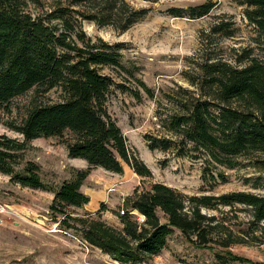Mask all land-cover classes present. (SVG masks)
<instances>
[{"label": "trees", "instance_id": "trees-1", "mask_svg": "<svg viewBox=\"0 0 264 264\" xmlns=\"http://www.w3.org/2000/svg\"><path fill=\"white\" fill-rule=\"evenodd\" d=\"M72 3L86 7L85 12H76L81 20L121 33L147 12L135 10L125 0ZM239 5L245 19L264 38V0H240ZM214 7L212 2H205L186 10L172 8L169 14L202 18ZM56 20L61 21L60 25L52 24ZM232 25L220 21L211 31L214 35L229 36ZM122 50L120 44L109 45L101 39L93 42L77 31L64 10L34 18L22 8V0H0V125L4 124L3 111L8 104L33 88H59L63 95L58 103L30 108L19 124L4 125L23 139L0 136V173L8 176L10 182L52 193L54 199L49 208L64 216L60 223H78L81 239L119 264H137L159 256L174 231L181 233L193 248L210 251L218 247L221 253H215L210 264H253L229 250L232 244L239 243L236 236L202 210L246 206L252 220L259 224L257 230L264 241V196L254 193L189 196L154 183L149 191L135 190L126 201L128 211L119 218L121 230L98 219L72 218L62 209L90 202L80 188L93 167L119 175L128 166L139 177L151 176L150 169L129 148L106 106L112 91L117 90L129 92L137 100L142 92L153 97L151 90L134 76L132 68L121 63ZM104 69L121 81L103 73ZM198 69L200 76L189 77L196 91L180 90L177 97L169 98L177 108L165 124L171 137L147 135V148L172 150L178 156L201 158L206 164L228 169L236 166V158L264 156V60L247 55L232 64L218 57L206 59L198 64ZM131 80L136 87L124 84ZM49 137L64 139L68 158L80 159L89 167L75 170V175L57 188L44 183L38 166L24 158L31 141ZM210 177L215 180L213 175ZM217 177L224 179L220 174ZM135 211L143 218L141 221L133 217Z\"/></svg>", "mask_w": 264, "mask_h": 264}, {"label": "rangeland", "instance_id": "rangeland-1", "mask_svg": "<svg viewBox=\"0 0 264 264\" xmlns=\"http://www.w3.org/2000/svg\"><path fill=\"white\" fill-rule=\"evenodd\" d=\"M125 1L135 10L147 9V12L121 33L81 20L76 12H85L86 7L73 4L72 0H22V8L34 18L64 10L76 30L93 42L101 39L109 45L120 44L123 48L121 63L132 68L134 76L153 93V97H149L141 91V99L137 100L129 92L112 91L106 104L129 148L150 169L151 176L139 177L128 166H124L119 175L93 167L80 188L90 202L82 207L65 206L62 209L72 218L98 219L121 230L119 218L128 211L126 201L135 190L149 191L154 183L165 184L189 196H220L237 191L264 196L263 155L236 158V166L228 169L206 164L201 158L178 156L172 150L151 151L145 141L147 135L171 137L165 124L171 114H176L177 108L169 98L177 97L180 90L196 91L189 77L200 76L198 64L218 57L235 64V59L247 55L264 60V38L242 15L240 0ZM205 2H212L215 7L202 18L169 14L172 8L186 10ZM220 21L233 23L229 36L212 33V26ZM52 22L53 25L61 23L60 20ZM103 73H110L115 81H121L108 69ZM124 84L129 88L136 87L134 80ZM62 100L59 88L49 91L33 88L15 97L3 111L0 136L22 140L20 134L4 125L19 124L34 106ZM63 140L56 137L36 139L24 153L25 160L33 161L40 169L43 182L54 188L70 180L75 170L89 168L80 159L72 162L68 158ZM219 174L224 179L217 177ZM9 179L0 173V204L7 207L0 224V264H119L86 244L81 239L78 223L72 220H68V226L60 223L64 216L49 208L54 199L52 193L29 189ZM202 212L208 217L214 216L236 236L239 243L229 248L233 254L253 264H264V241L257 230L259 224L252 220L250 208L238 204ZM132 214L139 221L143 219L137 211ZM215 253H221V250L218 247L210 251L193 248L181 233L174 231L159 256L137 264H210L215 260Z\"/></svg>", "mask_w": 264, "mask_h": 264}, {"label": "built area", "instance_id": "built-area-1", "mask_svg": "<svg viewBox=\"0 0 264 264\" xmlns=\"http://www.w3.org/2000/svg\"><path fill=\"white\" fill-rule=\"evenodd\" d=\"M6 209H7L6 205L0 204V224L3 223V216H4L5 213H7V210ZM83 245L85 246L86 244H83Z\"/></svg>", "mask_w": 264, "mask_h": 264}, {"label": "crops", "instance_id": "crops-1", "mask_svg": "<svg viewBox=\"0 0 264 264\" xmlns=\"http://www.w3.org/2000/svg\"><path fill=\"white\" fill-rule=\"evenodd\" d=\"M77 160H79V159H75V160H74V159H71L72 162H75V161H77Z\"/></svg>", "mask_w": 264, "mask_h": 264}]
</instances>
